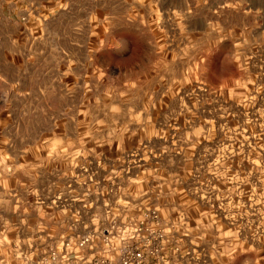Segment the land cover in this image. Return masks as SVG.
<instances>
[{"label": "rangeland", "instance_id": "374dc122", "mask_svg": "<svg viewBox=\"0 0 264 264\" xmlns=\"http://www.w3.org/2000/svg\"><path fill=\"white\" fill-rule=\"evenodd\" d=\"M10 3L0 264L103 203L155 208L182 264H264V0Z\"/></svg>", "mask_w": 264, "mask_h": 264}, {"label": "built area", "instance_id": "2783aa9c", "mask_svg": "<svg viewBox=\"0 0 264 264\" xmlns=\"http://www.w3.org/2000/svg\"><path fill=\"white\" fill-rule=\"evenodd\" d=\"M86 225L80 235L59 237L36 264H179L184 257L152 207L103 203Z\"/></svg>", "mask_w": 264, "mask_h": 264}, {"label": "crops", "instance_id": "0c3cea01", "mask_svg": "<svg viewBox=\"0 0 264 264\" xmlns=\"http://www.w3.org/2000/svg\"><path fill=\"white\" fill-rule=\"evenodd\" d=\"M3 1H7V0H3ZM9 1H11V3H10V7H12L13 9H16V7H17V1H21V2H24V1H26V0H9ZM25 7V6H24ZM11 8V9H12ZM24 10H19V11H16V13L15 14H13V15H11L13 12L11 11H6V15L7 16H9L10 18H12V17H15V18H21L22 16H24ZM22 13V14H21ZM20 15V16H19ZM48 189H49V187H47ZM183 254H184V257L181 259V261H180V263L179 264H182L183 262H185L187 259H186V253H184V252H182ZM197 258H195L194 260L192 259V257H191V261L193 262V263H197ZM37 261V260H36ZM37 262H35L34 264H36ZM187 263V262H186Z\"/></svg>", "mask_w": 264, "mask_h": 264}]
</instances>
